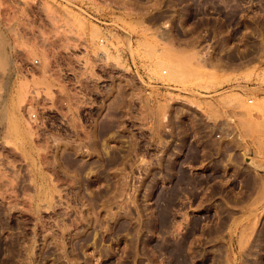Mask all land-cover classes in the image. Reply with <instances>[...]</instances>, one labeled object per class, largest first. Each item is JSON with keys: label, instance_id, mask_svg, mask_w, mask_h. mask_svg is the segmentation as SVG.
I'll return each instance as SVG.
<instances>
[{"label": "rangeland", "instance_id": "374dc122", "mask_svg": "<svg viewBox=\"0 0 264 264\" xmlns=\"http://www.w3.org/2000/svg\"><path fill=\"white\" fill-rule=\"evenodd\" d=\"M0 264H264V0H0Z\"/></svg>", "mask_w": 264, "mask_h": 264}, {"label": "built area", "instance_id": "2783aa9c", "mask_svg": "<svg viewBox=\"0 0 264 264\" xmlns=\"http://www.w3.org/2000/svg\"><path fill=\"white\" fill-rule=\"evenodd\" d=\"M73 8H75L77 11H79L82 16L91 21V22H95L97 24H104L102 21H100V19L94 15L93 11H91V8H93L92 4L89 2H85L84 4H79V5H74ZM108 19V18H107ZM109 36L106 34L105 38H108ZM104 42V39L101 40V43ZM103 56V57H102ZM99 57L104 60L107 61V57L104 54H99ZM38 62H35V64H37ZM99 67L104 68L103 70H100L99 76L101 78V80L99 81V85L101 87V89H106V88H110L111 87V82L110 79L112 78L113 74H114V65L112 63H109L108 65H103L102 61H99ZM166 74V72H164V75ZM221 136H219L220 138ZM233 139L232 136H229L228 141H231ZM228 143V142H227Z\"/></svg>", "mask_w": 264, "mask_h": 264}, {"label": "bare ground", "instance_id": "6f19581e", "mask_svg": "<svg viewBox=\"0 0 264 264\" xmlns=\"http://www.w3.org/2000/svg\"><path fill=\"white\" fill-rule=\"evenodd\" d=\"M67 49H68V48H67ZM100 54L107 55V54H105L104 52H103V53H100ZM102 57H103V56H102ZM102 57H101V58H102ZM100 61H102V59H100ZM30 63H31V62H30ZM47 66H48V65H47ZM40 68H41V67H40ZM39 71H40V70H39ZM44 71H45V70H44ZM174 71H175V70H174ZM176 71H177V70H176ZM40 72H41V71H40ZM42 73H43V72H42ZM44 73H45V72H44ZM44 73H43V74H44ZM41 77H42V76H41ZM43 79H45V78L43 77ZM45 80H46V79H45ZM47 81H48V80H46V82H47ZM47 83H48V82H47ZM48 84H50V83H48ZM50 85H51V84H50ZM30 109H31V108H30ZM110 142H111V141H110ZM110 142H109V143H110ZM104 145H105V144H104ZM104 145L102 146V148L104 147ZM108 145H109V144H108ZM109 146H110V145H109ZM107 149H108V148H107ZM111 149H112V148H111ZM109 150H110V149H108L107 151L109 152ZM110 151H111V150H110Z\"/></svg>", "mask_w": 264, "mask_h": 264}]
</instances>
